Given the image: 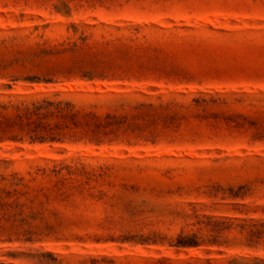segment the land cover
<instances>
[{
  "label": "rangeland",
  "instance_id": "obj_1",
  "mask_svg": "<svg viewBox=\"0 0 264 264\" xmlns=\"http://www.w3.org/2000/svg\"><path fill=\"white\" fill-rule=\"evenodd\" d=\"M0 264H264V0H0Z\"/></svg>",
  "mask_w": 264,
  "mask_h": 264
}]
</instances>
